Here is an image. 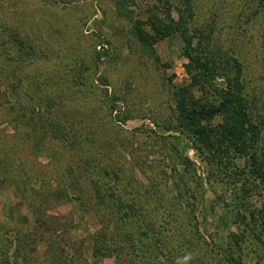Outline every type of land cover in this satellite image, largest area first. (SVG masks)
<instances>
[{"label":"rangeland","instance_id":"obj_1","mask_svg":"<svg viewBox=\"0 0 264 264\" xmlns=\"http://www.w3.org/2000/svg\"><path fill=\"white\" fill-rule=\"evenodd\" d=\"M192 1L195 23L215 29L218 43L240 51L247 88L259 115L264 116V11L253 14L257 0ZM170 3L178 17L179 9L185 7L184 0ZM151 7H163V2L0 0V264H6L4 258L10 256V264H52L48 248L38 241L40 246L31 251L30 237H36L35 217L29 198L20 192L28 189L31 195L35 193L33 188L51 185L70 193L69 197L51 198L41 212L60 221L58 235L65 238L64 243L70 237L76 244L77 249L65 246L71 264H116L115 256L97 258L93 254L95 232L107 224L108 229H117L114 216L95 210L101 207L92 196L93 178L97 177L74 180L78 163L84 165L86 159L95 155L90 145L80 140L78 147L70 149L69 143L50 135L39 139L32 133L30 139L23 140L20 131L15 132L8 107L16 100L17 92L27 86L38 89L43 97L58 96L57 104L53 102L49 108L52 117L55 113L53 120L60 118L67 125L86 122L94 128L92 137L105 144L113 142V154L98 162L108 166L114 165V159L122 162L125 156L127 160L135 158V176L128 172L126 177L129 187L141 188L140 180H152L158 186L159 195L143 202L161 227L162 243L167 248L158 258L152 252L145 264H167L168 259L175 261V257H180L175 263L181 264H218L217 257L226 255L235 245L236 236H245V242H240L245 263L264 264V248L255 237L259 231L246 230L240 222L241 216L250 217L251 212L257 214L260 222L258 211L264 208V185L251 178L236 180L210 168L198 157L185 134L163 132L155 124L174 125L178 104L175 91L190 83V77L180 36L166 38L152 48L138 44L133 27L138 19H147ZM15 34L24 40L32 55L18 50L16 40L13 41ZM219 81L224 84L223 79ZM207 87L210 92L206 95L214 101V88ZM195 93L202 96L199 89ZM26 100L22 99L23 103L31 102L32 106V101ZM126 116L129 118L123 120ZM220 121L217 115L214 122ZM157 135L173 140L194 161L195 172L187 175L190 197L186 190L179 191L173 178L166 182L164 173L172 172L176 159ZM9 147L24 165L18 166L13 159L4 160ZM106 151L101 149L97 157L108 155ZM189 202L193 218L187 214ZM19 235L24 238L17 263L20 255L9 239ZM24 253L30 255L29 263L23 260ZM138 259L136 256L131 264Z\"/></svg>","mask_w":264,"mask_h":264},{"label":"trees","instance_id":"obj_2","mask_svg":"<svg viewBox=\"0 0 264 264\" xmlns=\"http://www.w3.org/2000/svg\"><path fill=\"white\" fill-rule=\"evenodd\" d=\"M161 2H163V7H151L146 20L138 19L135 22L134 36L138 44L146 48H152L166 38L180 36L183 42V55L188 60L185 68L190 77V83L179 86L175 91L178 104L174 125L169 123L162 127L157 122L155 124L163 132L172 130L185 134V138L196 150L198 157L203 159L210 168L226 172L229 177L233 176L236 180L251 178L252 181L264 185V116L259 115L256 101L251 95V90L247 88L240 51L234 47L226 48L223 44L218 43L215 40V29L195 23L196 14L192 0H184L185 7L183 10L179 9L178 17L174 14V7L170 0H161ZM254 5L256 10L253 14L264 11V0H257ZM13 41L18 44L20 52L28 56L32 55V51L26 47V43L18 35H13ZM219 79H223V85ZM207 86L214 88V91L211 92L214 101L206 95L210 92ZM196 89L202 92V96H196ZM15 97L16 100L11 102L8 108L10 109V122L16 133L20 131L21 139H30L32 133H36L39 139L50 135L54 139L69 143L70 149L78 147V142L84 140L95 153L86 159L84 165L81 162L78 163L79 170L75 171L74 180L84 181V178L87 177H97L93 178L95 181L92 182V196L100 201V204H97L101 207L95 210L114 216L115 226L117 225V229L115 227L108 229L109 225L107 224L95 232L93 237L95 257L115 256L116 264H131L135 261L136 256L139 259L134 264H145L148 255L152 252L156 254L155 258L161 257L160 252L164 253L167 248L162 243L161 227L153 221V214L143 202L159 195L156 191L158 186L152 180L147 183L140 180L138 184L141 188H131L129 182L126 181L128 172L131 176H135L133 174H135V166L138 164L136 159L131 157L130 160H127L128 158L125 156L123 157L124 161L114 159V165L108 166L98 162L99 159L102 160L113 154L112 152L115 150L113 142L105 144L107 142H101L92 137L95 134L94 128L86 122H71L70 125H67L66 121L65 123L59 121L60 118L53 120L56 116L53 112L52 117L49 108L53 102L55 105L57 104L58 96L43 97L39 95L38 89L27 86V88L19 90ZM26 98H28L26 101H32V106L29 105L31 102L23 103L22 99ZM40 108L45 111H40ZM47 112L51 113L47 114ZM217 115L220 116L221 121L215 123L214 119ZM117 118L121 120L120 115ZM127 118L129 116L124 117L123 120ZM26 121H28L27 126L24 125ZM157 136L164 139L165 145L172 150L173 157L176 159L171 168L172 172L164 173L166 182L173 178L172 181L177 185L179 191L186 190L190 197L192 194H190L191 188L187 175L188 177L189 175L193 176L194 161L188 155L183 154L182 149L177 147L173 140L167 141L166 136ZM101 149L109 151V153L106 151L108 155L99 154L97 157L96 154ZM8 152L5 153L4 160L13 159L17 161L18 166L24 165L11 147ZM101 154L104 153L101 152ZM13 166L15 165L13 164ZM181 166L184 167L183 170L180 168ZM17 176L15 175L16 179ZM62 177L63 175L60 179L63 181ZM150 177L149 179H152ZM21 181L24 183L25 179ZM46 184L48 183L46 182ZM43 187L40 189L31 188L35 192L31 195L27 192L28 189L20 191L22 195L29 198L32 215L35 217L33 234L36 237H30L31 251L34 252L38 246L44 245L50 252V263L71 264L65 246L77 249L76 244L70 240V237H68L69 242L64 243L65 238L58 235L61 227L60 221L53 215L46 217L41 212L44 203L49 202L51 198L69 197L70 193L67 190H59L57 185H51V188ZM156 199L152 201L156 202ZM187 206V214L193 218L194 211L190 207L191 202ZM154 213L157 214V210ZM258 213L261 215L260 222L255 212H251L250 217L241 216V220H239L245 224L246 230L249 228L259 231L255 237L264 248V208ZM236 237L233 240L235 245H231V249L226 251V255L222 258L217 257L219 258L218 264H246L240 244V242H245V236ZM23 238L24 236L19 235L9 239L12 247L16 248L17 255H20L17 256V263L22 254L20 248L22 243L20 242ZM36 241L40 245H37ZM12 257L9 258L12 259ZM9 258H4L6 264L12 263ZM167 258L166 256L165 262ZM179 258L175 257V261L168 259L167 264H174ZM23 260L29 263L30 255L24 253Z\"/></svg>","mask_w":264,"mask_h":264}]
</instances>
